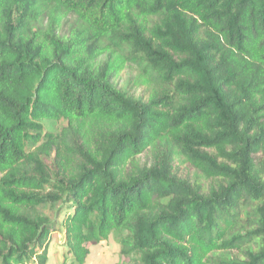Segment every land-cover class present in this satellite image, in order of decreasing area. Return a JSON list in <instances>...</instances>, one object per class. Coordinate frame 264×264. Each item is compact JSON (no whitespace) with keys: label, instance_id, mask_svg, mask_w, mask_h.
<instances>
[{"label":"trees","instance_id":"1","mask_svg":"<svg viewBox=\"0 0 264 264\" xmlns=\"http://www.w3.org/2000/svg\"><path fill=\"white\" fill-rule=\"evenodd\" d=\"M62 200L74 264L112 233L140 264H264V0H0V264H47L37 209ZM253 200L260 225L230 237Z\"/></svg>","mask_w":264,"mask_h":264},{"label":"rangeland","instance_id":"2","mask_svg":"<svg viewBox=\"0 0 264 264\" xmlns=\"http://www.w3.org/2000/svg\"><path fill=\"white\" fill-rule=\"evenodd\" d=\"M73 18L69 19L66 25L69 27ZM105 58L101 59L103 62ZM139 68L135 63L128 62L122 72L118 85L120 90L127 98L132 100L146 101L148 98V90L137 83ZM41 133L59 135L61 131L67 127V122L60 119L58 121H41ZM35 147L27 145V150H34ZM142 163L149 161L148 153L142 158ZM43 162L51 168L53 155L51 158L42 157ZM52 169V168H51ZM174 170L180 178L187 179L191 182H203L199 178V174L188 164L180 161H175ZM52 171V170H51ZM55 174H51L52 183L54 182ZM252 204H246L241 207L237 227L230 237L245 235L248 232L256 229L260 225V217L257 208L260 206V201L253 200ZM71 205L67 204L66 200L49 204L37 209L38 213L47 217L52 224V232L46 246L47 264H74L71 256L67 253L63 228L61 221L65 214L71 213L69 209ZM126 235H117L112 233L107 240L99 243H91L87 245L89 255L84 264H140L139 257L135 255H123L121 252V240ZM246 240V238H245ZM258 243L244 242L239 250L230 249L213 253L211 256L215 259H225L235 261L243 259L248 252L256 249ZM25 264H35L34 259L27 260Z\"/></svg>","mask_w":264,"mask_h":264}]
</instances>
